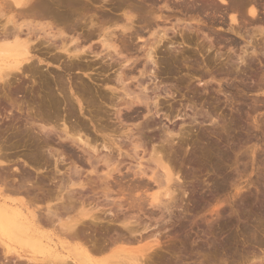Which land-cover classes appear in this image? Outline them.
<instances>
[{"label":"bare ground","instance_id":"1","mask_svg":"<svg viewBox=\"0 0 264 264\" xmlns=\"http://www.w3.org/2000/svg\"><path fill=\"white\" fill-rule=\"evenodd\" d=\"M263 5L262 0H0V264L160 263L157 233L146 237L150 225L141 229L139 215L123 214L121 201L128 194L129 209L145 210L146 203L162 214L159 221L165 220L163 212L174 219L177 195L182 193H176L178 182L185 178L180 176L179 160L195 162L197 155L208 159L214 148L213 139L200 128L194 132L193 125L216 121L214 115L213 121L211 114L196 110L200 99L196 94L186 99L191 113L182 110L174 92L187 81L181 77L178 85L172 83V94L164 77L180 74L185 60L192 66L183 68L192 76L198 74V81L210 73L196 71L207 60L200 65L191 57L187 48L195 37L197 41L201 36L203 42L197 43L210 50L214 38L222 43L223 33L240 37L249 46L252 39L264 36V17H258ZM162 10L173 24L163 20L167 15L162 16ZM241 22L253 27L252 33L245 27L246 35ZM255 42V47L260 44L259 39ZM42 64L60 73L45 75ZM236 122L231 119L222 125L235 128ZM218 130L215 127L212 135L219 141L224 134ZM224 138L228 141V136ZM8 147L22 148L23 153L30 147L32 153L14 160L17 152H4ZM65 155L70 167L61 174ZM78 163L88 166V177L81 176ZM123 169L127 174L118 180ZM126 178L128 183H122ZM144 186L150 187V194ZM138 189L149 195L137 196ZM118 194L121 198L114 196ZM98 201L106 208L98 209V204L92 208ZM42 202L45 209L39 205ZM85 202L92 207L83 208ZM155 210L148 213L153 217ZM185 229L177 224L173 231ZM232 236L220 242L221 253L232 252L237 240ZM250 240L243 241L251 245L250 252L246 248L249 254ZM142 243L140 248H129ZM263 259L258 258L259 263Z\"/></svg>","mask_w":264,"mask_h":264},{"label":"rangeland","instance_id":"2","mask_svg":"<svg viewBox=\"0 0 264 264\" xmlns=\"http://www.w3.org/2000/svg\"><path fill=\"white\" fill-rule=\"evenodd\" d=\"M261 8L263 9L264 7L262 6L259 7L260 14L258 13V17L262 15V17L260 18H263L264 10H262ZM163 13L167 15L165 17H162L163 20L164 18L169 19L167 21H169L170 24H173V22H175L172 19V23H171V20H170L171 17L166 11L162 10L161 14ZM164 14L162 16H164ZM241 25L243 26L244 24H242L241 22ZM245 27H246V30H249L248 32L252 33L251 29L253 27L250 28L251 26L248 27V25L245 24L244 28H242L243 31L245 30ZM244 33H246L247 35V31ZM222 35L224 36H222L223 39L221 42L223 43V41H225L224 43H226V46L224 43L223 45L222 43L218 44L219 40L216 41V39L214 38L215 41L212 40V42H215V43H213L214 45L212 49L209 50L207 48V44L203 43L206 47H204V45L202 44L201 46L200 44H198V43L203 42V41L199 42V38L201 36L198 35L199 38L197 37L198 38L197 41L195 40L196 37L194 36L195 37L194 41L196 42L194 43V41L192 40L193 42L190 45V48H187L190 51L191 57L193 56L192 57L193 60L195 59L197 62L200 63V65H202L201 62L203 61V59L204 61L205 59L207 60V63H206L207 66L203 64V67L202 66L199 67L200 69L201 68L202 69L200 71L199 70H196V71L202 74H206L205 72L207 73L210 72L207 74L208 76L206 75L203 77V79L201 78V81H198L199 79L198 74H196L197 77L196 75L192 76L190 75L191 73L190 70L188 72L187 69L183 68L184 65L186 68L192 66V64H189V63H188L189 65L186 64L187 62L184 59L185 63L184 65H182L181 69L183 70H181L182 72H180V74L172 75V77L169 75L164 77V79L168 77V79H165V81L168 82V83L166 82L167 85L165 84V81H164V84L166 85L165 86L166 89L168 88L167 87L168 84L170 86L174 84L175 86V84L177 83L178 85V81L180 79L182 80L184 78V80L187 81L185 82V85L187 84V87L188 86L189 87L186 88L184 84L183 86L179 85L178 87L179 88L181 87L182 89L181 91L180 89L177 91L178 94L173 91L174 86H171L170 88H168V90L169 89L172 90L171 93L172 92L175 93L174 97L178 95L176 97L177 99L175 98V100L178 101L177 103L179 102L181 103L179 104L181 105V108H183L182 110H185L186 108L185 104H187L188 102L186 101V99L189 100V98H191L192 95L196 97L195 96L196 94L197 97H200V99H198L199 101L197 102V107H196L198 109L196 110L197 111L199 110L200 113L203 112L202 114H205V113L211 114L210 115L211 118L214 115L217 121V122L215 121L211 123L212 120L210 121V119H206L204 124L201 125L202 128L200 126L197 127L193 125L194 132L197 130V128H198V131H200L199 130L200 128L201 131L202 130L203 132L205 131L204 133L206 134V137H208V139L212 138L214 140V143H213V140L210 139V141L212 140L211 141L212 143L210 144H213L214 148L212 151L210 150L211 156L208 159L202 158L197 155L195 158H193L195 162H187L182 159L184 157H181V159L179 160L178 166H179V169L181 168V172L183 173V175L182 173H180L181 174L180 176L185 177V178H183L182 180V177H181V180L183 182L182 181H180L181 183L178 182L180 186L178 187L176 191V193L177 192L179 193L181 190L183 193V197H182V193L180 195L178 193H177L178 195L175 193L179 197L177 198L178 202L176 201L177 207L173 211L174 219L172 218V216H170L171 214H168L170 217L166 218V215L168 212H163V215L165 216L163 217L165 218V220L162 219L161 221H159L160 216L162 214L159 215L158 213L160 212L157 209H156L157 210V213H156L155 209H150L151 207H148L146 203L144 202L143 203L145 204L146 208L144 206L143 208H145V210L142 208L141 210L139 209L141 213H139L140 211L137 210V208L136 209L134 208L135 210L133 208L129 209L128 204H126L127 206H125V203L129 202V200L125 201V198L128 199L129 195L125 194L127 193L125 192L124 193L125 198L122 196L125 202L124 201H121V202L123 203L125 207L124 209H126V210H123L124 212L123 214L133 215L136 212L134 216L136 214L139 215L137 218H139L138 222H140L139 223L140 226L143 225L147 227L148 225H150V229H147L148 228L147 227L146 228L147 230L144 232V234H146L145 236L148 237L153 232L155 234L157 233L156 235L158 236V239L160 238L159 240L161 242L160 244L162 248L158 250V254H161L160 255L162 257L161 262L163 263L161 262L159 263L156 260L158 264H261V263L264 264V259H263L264 258L263 257L264 255V244H263L264 243L263 242L264 241V233H263L264 232L263 230L264 229V54H263L264 44H263V41L264 40H262L264 36L260 37L261 39L259 38V36L255 38L257 40L252 39L254 42L256 41L257 43L259 39L260 44L259 45L257 44V46L255 47L254 42L252 40H251V43H253V45L250 43V46H249V44L245 43V41L243 39H240V37L237 39V37L233 36L236 39V41H234L235 39L231 36V34L223 33ZM227 35L230 37H228ZM224 37H226V39H224ZM179 41L180 40H178V42ZM229 41H231L234 45L232 43H230L229 45ZM261 44L263 47L258 49V46L260 47ZM198 45L200 46V48L204 47L203 50L201 49L202 51L200 50L201 52L197 51L198 49H200ZM252 51L254 54H258V55L253 56L254 55L253 54L252 55L253 57H252L250 54L252 53ZM244 52L247 55L246 54L244 55ZM220 54H221V57H219ZM239 54L241 55V57H243V59L241 60H244L246 58L245 61H241L240 59L239 60L237 59L238 57H240ZM248 54L250 55L248 56ZM208 58H209V63L211 62L210 64L208 63ZM187 61L189 62L190 60L187 59ZM192 61H190V63H192ZM232 65H233V68H232ZM230 66L231 68L229 70H232V71H228L227 69ZM196 67L197 65H195V68ZM40 69L45 75H48V76L56 75L57 73L58 74L60 73L59 70H57L54 66H51V65L42 64ZM225 70H226V73H225ZM195 90L197 92H195ZM202 102L204 104H202ZM182 105H184L185 107H183ZM188 108L189 107L186 108V112L190 114L191 110L190 108L189 109ZM214 117L212 118L213 121H214ZM220 117H223V118L221 119ZM226 117L228 118L225 119ZM232 117H234V119ZM228 119L230 120L232 119L235 121L238 120V122H236L237 124L235 125L236 130H234L235 129L234 126L232 127L233 129L231 127L224 128V125L222 124H224L226 121H227L226 123L228 124L230 122V120ZM220 120H222L223 123ZM216 123L218 125H216ZM236 126L239 128H237ZM255 126L258 128H256ZM215 127L220 129V131L218 130L219 134H221L220 136H222L223 134H224V137L226 136V138L228 136V141L223 136H222L223 138L220 139L222 141L220 140L218 141V139L213 138L214 136L212 135V133L214 132L213 130ZM247 129H249L248 133H246ZM231 130H234L235 132L234 131L232 132ZM240 134L242 135L240 136ZM234 135L236 137H234ZM239 136L241 138H239ZM233 138L234 139L238 138V139L234 140ZM201 143L202 142H200V144ZM56 144L52 145L53 148L55 149L57 148L58 151H60L62 148ZM216 145L217 146L220 145L219 146L220 148L219 147L218 148L219 150L221 149L222 152L221 150L219 151L217 149ZM11 148L8 147L6 151L4 148V152H7V151H9L8 153H14V151L17 152L18 156L16 155V157L12 158L14 160H16L17 157L21 158L23 154H26L30 150V147H29V149L28 148L25 149L26 151L27 150L28 151L25 152L23 150L24 151L23 153L22 148L21 149L19 148L20 151L19 149L16 151L15 149L16 147H15L10 151L9 149ZM30 151L28 152V154L32 153ZM71 151L77 155H80L78 150L72 149ZM218 151L220 153V154L218 153L219 155L217 154ZM65 153H68V152L66 151ZM28 154L26 155V157H29ZM139 156H142L141 153L139 154ZM24 159L25 161L29 162V158H25V155H24ZM19 165L21 166V163L18 162L17 166ZM78 165L80 166L78 170L80 171L81 176L88 177L89 175L88 166L83 163H78ZM69 167H70L69 160L67 159V156L65 155V161L63 163H60L61 174L67 173L66 170ZM101 169H99V171ZM99 171L98 173H100ZM123 173L127 174L125 169L122 170V173H121L122 175H118V177L122 176L121 178H123V175H125ZM48 174L45 173L42 175H48ZM33 175L35 174L33 173ZM118 177L116 176V178ZM120 177L118 178V180L120 179ZM123 181L125 184L127 181V178L126 180L125 179L122 180V183ZM149 182L150 181H148V183ZM149 184L151 187L153 186L152 185L153 183L150 182ZM184 187L186 191L184 190ZM115 188L116 187H114V190ZM144 188L146 189L147 187L144 186ZM149 188L150 187L147 188L148 192L151 191V189ZM145 189L143 190L138 189L140 191L137 190L139 192V194L137 192L138 194L137 196H141L142 195L141 193H143L145 194L144 197H147L150 194V192L148 194V192L145 191ZM117 190H118V187H117ZM154 191L152 190V192ZM184 191L186 194L184 193ZM114 196H118V197L120 196L121 198V194L114 195ZM114 196L112 198H115ZM88 202H85V204H83V208L85 205L86 210L90 209L92 206H93L92 208H96L97 204L99 206L102 204V207L101 206L99 207L97 205L98 209H102L105 206L103 205L104 203L100 201H98L99 203H96V204L93 203L95 207L93 204L92 206L91 204L90 206L87 205L89 204ZM42 203L41 204L39 203V205L41 206V208L45 209L44 206H46L47 204L46 202L45 203L42 202ZM143 203H141V205ZM127 207L129 210L127 209ZM154 210L156 214L152 217V215L149 214L148 212L149 211L154 212ZM64 217L66 216L64 215ZM64 217L62 216V219ZM155 219L158 220L159 225L155 222ZM254 221L255 222L257 221L256 224ZM177 224H183L186 227V229L183 232L176 234L173 231V229ZM257 224L261 227L257 226ZM143 226L141 227V229L143 228ZM159 227H163V228L158 229ZM154 230L157 232H155ZM241 231L242 232L244 231L243 233L247 231L246 233L250 237L249 236L247 237V235L245 236V234H242ZM256 233L257 235H255ZM230 235H233L232 237H234V235L236 236L234 238H236L237 240L235 239L236 240L235 241L233 239V241L236 242V246H238L239 248H237L235 246V242H233L234 245L232 244V248H231L232 252L230 254L223 252L224 253L223 254L220 252V242L224 241L225 238L230 237ZM244 237L249 240L250 238L252 239L250 241L253 242V245H252L253 247L251 251L253 250L254 252V256H253L254 259H252L253 257H251L253 252L250 254L247 253L248 250L251 248L250 247L251 245L246 242H243ZM257 241L259 242V244ZM254 242H256L257 245ZM245 243L248 246L244 247L243 245ZM180 244H181V247H180ZM142 245L143 243L130 245L129 248L136 249V248H140ZM117 247H120V246H117ZM243 247H244V250H242ZM248 247L250 248L248 249ZM235 251L237 252L238 255L235 253ZM232 253L233 254L235 253L237 257H235V254L233 255ZM225 254H227L228 256H226ZM241 256L242 258H240ZM255 257L257 259H255ZM230 258H233V259L231 260ZM258 258L263 259L262 262L260 261L261 263H259ZM166 259H167V263L165 262ZM148 264H151V263H148Z\"/></svg>","mask_w":264,"mask_h":264}]
</instances>
